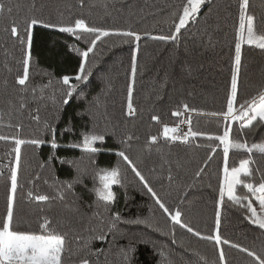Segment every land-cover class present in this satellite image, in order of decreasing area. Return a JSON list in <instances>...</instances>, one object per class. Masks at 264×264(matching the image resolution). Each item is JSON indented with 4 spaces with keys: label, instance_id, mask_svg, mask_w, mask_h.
<instances>
[{
    "label": "trees",
    "instance_id": "trees-1",
    "mask_svg": "<svg viewBox=\"0 0 264 264\" xmlns=\"http://www.w3.org/2000/svg\"><path fill=\"white\" fill-rule=\"evenodd\" d=\"M0 2L5 5L4 13L0 14V110L4 113L0 134H19L23 139L40 138L44 141L39 147L21 146L19 183L22 187L15 196L19 226L39 230L38 224L43 216L54 222H63L61 231L69 232L71 247L76 253L65 257L67 264H76L84 257L91 264H161L162 261L164 264H221V249L224 264H250L251 258L237 248L224 244L216 246L215 241L202 240L178 225L173 226L128 165L116 155L120 150L126 151L173 212L179 208L183 222L202 235L215 234L219 180L224 161L222 146L218 141H209L207 136L223 134L226 123L223 117H214L210 113L226 110L235 55L238 0H209L202 6L197 21L182 29L175 42L154 37L170 35L174 31L171 14L181 10L184 0H84L83 6L80 0ZM8 7L12 8L11 15L7 13ZM248 12L256 16L257 34L264 33V0H249ZM29 16L65 24L83 18L89 26L117 30L131 28L141 34V40L125 43L124 38L109 35L97 41L86 61L89 66H94L90 82L80 95H74L68 105H63L60 93L64 86L58 81L63 75L74 77L82 59L69 45L84 51L91 46L94 35L85 33L77 40L70 34L37 25L31 48L27 104L24 109H19L21 86L15 85V76L22 72L20 61L24 51L20 42L11 37L10 28L15 20L23 31V21ZM5 52L11 71L4 66ZM133 52L137 55L133 87L136 112L127 116V87L131 82ZM33 87L37 89L35 100L31 92ZM261 87H264V49L242 44L239 102L256 94ZM41 88H44L43 99H39ZM52 97H55V103ZM184 103L199 111L174 117L173 111ZM153 115L159 116L160 121H153ZM34 116L39 119H33ZM187 116L191 117L192 129L205 133V136L190 138L188 142L163 137L164 124L174 127ZM9 120L12 125H22L19 132L14 126H7ZM45 122L56 130L58 148L55 150L51 148V128L45 130ZM66 127L72 131H65ZM93 128L105 136L104 141L95 145L96 153L69 147L82 139L81 133ZM232 128V139L246 140L249 144L264 140V125L245 129L244 134L238 132L239 125L235 122H232ZM128 135L133 137L131 141L127 140ZM153 135L158 137L154 143L149 140ZM209 144L216 148L215 153L211 152ZM13 147L11 141H0V172L3 173L0 174V217L7 208ZM248 156L243 150H230L229 167L239 166V161ZM49 157L53 158L49 160ZM252 158L254 163L250 167L254 175L242 179L259 183L260 175L256 169L264 171V155L253 153ZM117 166L121 172V184L113 185L115 199L106 207L93 191L100 186L96 173L99 169ZM201 168L204 171L197 177L195 174ZM37 175L39 180H35ZM78 177L80 182L74 184L72 192L63 201L39 202L27 197L29 189L34 194L53 196L54 182L73 181ZM45 180L49 183L45 184ZM55 186L59 187V184ZM235 195L248 196L259 210L258 202L242 185L237 186ZM220 211L222 239L257 251L264 248V230L249 223L243 207L225 196ZM113 212H119L121 221L116 222L105 241L93 240L85 250L72 239L81 234L86 241L89 236L83 231L86 228L95 229L97 233L101 228L107 231ZM96 213L103 219V225ZM137 219H149L164 232H170L174 227L176 244L171 243L169 236L130 222ZM129 246L134 251L128 253L130 260L125 262L121 249L127 250ZM97 250H100L98 256L95 254ZM161 250L164 251L163 257L159 254Z\"/></svg>",
    "mask_w": 264,
    "mask_h": 264
},
{
    "label": "snow or ice",
    "instance_id": "snow-or-ice-1",
    "mask_svg": "<svg viewBox=\"0 0 264 264\" xmlns=\"http://www.w3.org/2000/svg\"><path fill=\"white\" fill-rule=\"evenodd\" d=\"M209 0H184L181 4V10L174 11L172 15V26L174 31L170 35H160L154 37L161 41H177L179 34H181L182 29H186V26L190 22H196L198 15L202 10V6L206 5ZM84 0H80L81 6H83ZM33 7L35 5L33 4ZM249 0H238V23L234 26V59L231 69V83L230 90L227 94L226 110L222 112H212L210 115L214 117H223L226 122L223 130V134L219 135H208L207 139L209 141H218L219 145L222 146L223 150V168L222 176L219 180V200L217 201V208L215 213V227L216 232L214 235H202L199 231L194 230V228L182 221V213L177 207L173 210L164 202L162 197L152 188L148 179L139 170L136 163L127 155L126 151L120 150L116 152V155L120 157L139 179V182L143 185V188L151 195L155 204L158 205L159 209L168 216L173 224V226L178 225L181 229H185L188 233L193 236H197L202 240L215 241L216 246L221 244L229 245L232 248H237L239 251L247 254L251 258L250 264H264V248L260 251L255 249H248L242 247L239 244L232 243L228 239H222L219 232L221 225V211L220 204L223 202L225 195L227 199L233 203L239 204L246 210V219L250 224L255 225L258 229L264 230V171H260L258 168L256 172L260 175L259 183L246 182L244 178H251L254 175L253 169L250 167L254 163L252 158L253 153H259L264 155V140L258 143L249 144L246 140L241 141L239 139H232L231 133L233 131L232 122L239 125L238 132L244 134L245 129L251 130L257 125H264V87H261L256 94L252 95L250 98L245 99L243 102H239L238 99V82L241 71V61H242V44L254 45L260 49H264V33L257 34L256 31V16L254 14H249ZM5 5L0 2V14L4 13ZM7 13L11 15L12 8H7ZM167 22V21H166ZM24 27L21 31L20 24L15 20L12 21L10 28L11 37L18 40L21 44L22 50L24 51L23 59L20 61L22 72H17L15 76V85L21 86V94H18V107L19 109H24L27 104V93L29 91V80H30V66H31V48L34 41V28L39 25L45 29H55L61 33H67L75 37L77 40L83 38V34H92L94 39L90 41L89 47L86 50L81 51L79 48L69 45V47L77 52L81 57L79 64V70L76 72L75 76L63 75L58 81L62 86H64L61 91V103L63 105H68L70 100L74 95H80L84 87H87L90 82V77L93 75V67L89 66L86 61L89 54L94 51V47L97 41H100L102 37H108L109 35H116L124 38V42L127 43L130 40L140 41L141 34L129 30H117V29H104L98 26H89L85 19L75 18L74 22L71 23H52L46 21L38 16L26 17L23 21ZM145 35H150V33H145ZM8 53L5 52V68L11 71L7 63ZM137 73V55L135 52L132 53L131 62V82L127 87V116H133L136 109L133 106V87L135 83V77ZM74 80V82H73ZM51 83V82H49ZM7 85V81H5ZM47 85L44 86L46 88ZM44 88L39 91L41 93L39 99H43ZM33 94V99H37L36 92L37 89L33 87L31 89ZM55 103V97L51 98ZM181 107L183 111L181 110ZM199 110L196 108H191L188 104L184 103L182 106H178L172 115L174 117H181L187 113H196ZM11 111L8 115L11 117ZM3 111L0 110V121L3 119ZM59 116V113H58ZM33 119L38 120V116H34ZM153 121H160V117L153 115L151 117ZM179 124H187L188 131L181 133ZM179 124L174 127H169L167 124L163 125L162 135L165 139L170 141H182L188 142L190 138L203 137L206 134L198 132L191 127V117L187 116L186 119L180 120ZM9 127H16L19 130L22 125L16 124L12 125L11 120H9ZM45 130L51 128L53 139L51 141V148L53 150L58 148V144L55 140L56 130L50 124L45 122ZM65 131H72L70 127H66ZM82 139L69 145L71 148H79L84 152L96 153L98 149L93 147L96 141H104L105 136L102 133L96 132L95 128L81 133ZM133 137L131 135L127 136V140L131 141ZM157 136L153 135L149 137L151 142H156ZM0 141L8 142L11 141L14 147L11 152L14 153V163L9 166V179L10 188L8 189L7 195V208L6 213L3 217H0V264H67L66 256H75L76 253L73 252L71 247L72 241L69 239L68 231H61L63 222H54L47 216L41 218V222L38 224L39 230H33L31 228L24 229L19 226L16 221L15 215V196L18 188L22 187L19 183V165L21 161V146L25 144H30L39 147L44 141L40 138L23 139L17 134L16 136H7L0 134ZM124 143V141H121ZM212 153H215L216 148L212 147L211 144L208 145ZM243 150L249 154L248 158L241 159L239 161V166L229 167V153L230 150ZM53 157H49L51 160ZM211 155L208 160H211ZM64 163L65 161H61ZM208 161H205L207 164ZM41 167H44L42 164ZM204 169L201 168L196 172V176L199 177L203 173ZM0 174H3L0 172ZM99 178L100 186L95 187L93 191L95 192L98 201L105 202V206L115 199V193L113 191V185L121 184V172L119 166L113 167L111 169L102 168L96 173ZM171 174H169V180H171ZM35 180H39V176L35 177ZM79 177L73 181L64 182H54L52 185L54 188L55 195L50 196L48 194H38L29 189L27 192V197L29 200H35L39 202H48L51 200L59 199L61 201L65 200L67 195L72 192L73 186L79 183ZM29 183H34V181H29ZM48 184V180L44 181ZM59 184L56 187L55 184ZM242 185L243 188L251 194L252 197L258 202L260 212L258 213L256 207L253 206L252 200L248 196L239 197L235 195L237 186ZM74 195V193H73ZM244 200L248 202L243 203ZM97 219L103 225L104 221L100 217L99 213H96ZM121 221V216L119 212H113L111 214V222L107 226V231L104 228L97 233L95 229H84V232L89 233L88 239L81 234L73 236V240L81 245L85 250L88 245L91 244L93 240L105 241L108 234L113 228H115L116 222ZM135 224H143L148 228H152L154 231L160 232L162 235L169 236L171 243L176 244L175 239V228L173 227L170 232H164L162 229L156 227L154 222L149 219H137L130 221ZM167 247V246H165ZM134 251V249L129 246L127 250L121 249L123 253V258L125 262L130 260L128 255L129 252ZM95 254L98 256L100 250H97ZM162 257L164 256V251L161 250L159 253ZM198 255V254H197ZM166 259V258H165ZM219 259L221 264H224L225 256L223 249L220 250ZM76 264H91V261L87 258H81L76 262ZM164 264V261L161 262Z\"/></svg>",
    "mask_w": 264,
    "mask_h": 264
},
{
    "label": "built area",
    "instance_id": "built-area-1",
    "mask_svg": "<svg viewBox=\"0 0 264 264\" xmlns=\"http://www.w3.org/2000/svg\"><path fill=\"white\" fill-rule=\"evenodd\" d=\"M177 126V125H176ZM188 125L187 124H179V128H180V132L183 133V132H186L188 131ZM178 142H182V141H179L177 140Z\"/></svg>",
    "mask_w": 264,
    "mask_h": 264
},
{
    "label": "rangeland",
    "instance_id": "rangeland-1",
    "mask_svg": "<svg viewBox=\"0 0 264 264\" xmlns=\"http://www.w3.org/2000/svg\"><path fill=\"white\" fill-rule=\"evenodd\" d=\"M185 119V118H184ZM101 141H96L95 143H94V145H93V147H95V145L96 144H98V143H100ZM226 197H227V195H225ZM257 211H258V213L260 212V209L258 210V208H257Z\"/></svg>",
    "mask_w": 264,
    "mask_h": 264
}]
</instances>
